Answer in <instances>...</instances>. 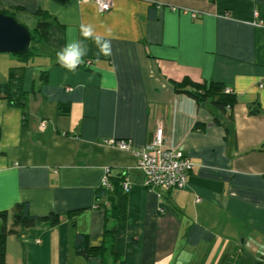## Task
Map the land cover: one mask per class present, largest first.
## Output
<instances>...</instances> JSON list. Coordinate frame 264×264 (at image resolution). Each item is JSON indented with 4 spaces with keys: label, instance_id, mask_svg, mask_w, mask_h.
<instances>
[{
    "label": "crops",
    "instance_id": "1",
    "mask_svg": "<svg viewBox=\"0 0 264 264\" xmlns=\"http://www.w3.org/2000/svg\"><path fill=\"white\" fill-rule=\"evenodd\" d=\"M0 10L30 31L50 22L26 63V120L0 99V212L16 230L6 264H264V0H114L107 13L94 0H0ZM89 24L109 55L81 34ZM70 40L87 49L74 71L56 56ZM17 65L0 55V84ZM186 79L230 89L232 115L177 93ZM160 127L195 165L184 189L147 188L137 156L109 143L143 148ZM108 169L130 184L122 222L97 196ZM20 203L59 224L14 228ZM114 227L113 250L77 253L78 234L109 247Z\"/></svg>",
    "mask_w": 264,
    "mask_h": 264
},
{
    "label": "trees",
    "instance_id": "2",
    "mask_svg": "<svg viewBox=\"0 0 264 264\" xmlns=\"http://www.w3.org/2000/svg\"><path fill=\"white\" fill-rule=\"evenodd\" d=\"M6 15L15 17V13L7 10H0ZM42 15V14H41ZM50 22L46 20V17L41 19L36 28L31 32L32 44L29 52L23 56H17L18 60L23 62V65L12 66L9 69L7 81L0 84V99L7 101L9 105L19 107L24 113L25 120L27 118V92L24 90L25 74L27 70V62L34 57V47L42 43L49 31ZM47 76H44V80H47ZM174 89L179 94H185L193 98L199 106H205L210 104L214 106L218 111L222 113H230L237 103L236 96L231 93L227 94L226 87L221 83H212L209 86L196 83L190 79H186L183 82H173ZM70 109L60 108L61 114L69 113ZM259 111L256 108L251 109V114H257ZM205 125L197 123L196 128L204 130ZM122 174L117 176H110V187L100 186L97 190V196L99 198L106 197L108 204L110 205V216L115 222L125 221L127 218V200L125 189L123 187ZM61 217L57 214H49L47 216L39 217L30 213V207L28 203H20L16 205L15 214L13 217V227L21 228V230H28L31 228L39 227L45 222H50L52 226L59 224ZM9 214L7 211L0 212V264H6V240L9 234L15 233V229L8 228ZM115 227L108 233L111 236V245L109 247L92 246L88 235L78 234L75 240V248L77 253L86 259L92 257H103L104 254L110 249H114L115 243ZM235 264V263H234ZM237 264V263H236Z\"/></svg>",
    "mask_w": 264,
    "mask_h": 264
},
{
    "label": "built area",
    "instance_id": "3",
    "mask_svg": "<svg viewBox=\"0 0 264 264\" xmlns=\"http://www.w3.org/2000/svg\"><path fill=\"white\" fill-rule=\"evenodd\" d=\"M152 5H157L158 0H143ZM101 13L110 12L114 6V0H94ZM198 14H193L197 18ZM231 94L230 89H226ZM45 125V124H44ZM110 144H117L120 148L132 151L138 159L137 169L144 176V185L149 189L179 190L187 185L189 176L194 169V163L190 156L182 150L172 149L166 146L164 130L157 129L155 138L143 148H133L128 141H110ZM111 171L108 169L102 179L101 185L110 187L109 177ZM126 191L130 184L127 180L123 182Z\"/></svg>",
    "mask_w": 264,
    "mask_h": 264
},
{
    "label": "water",
    "instance_id": "4",
    "mask_svg": "<svg viewBox=\"0 0 264 264\" xmlns=\"http://www.w3.org/2000/svg\"><path fill=\"white\" fill-rule=\"evenodd\" d=\"M31 44L30 30L15 17L0 11V54L23 56L29 52Z\"/></svg>",
    "mask_w": 264,
    "mask_h": 264
},
{
    "label": "clouds",
    "instance_id": "5",
    "mask_svg": "<svg viewBox=\"0 0 264 264\" xmlns=\"http://www.w3.org/2000/svg\"><path fill=\"white\" fill-rule=\"evenodd\" d=\"M81 34L85 38H91L100 53L104 55L110 54V42L101 35L96 34L92 25H81ZM86 53L87 49L83 41L70 40L62 49L57 51L56 56L61 66L69 71H74L82 63V58Z\"/></svg>",
    "mask_w": 264,
    "mask_h": 264
},
{
    "label": "rangeland",
    "instance_id": "6",
    "mask_svg": "<svg viewBox=\"0 0 264 264\" xmlns=\"http://www.w3.org/2000/svg\"><path fill=\"white\" fill-rule=\"evenodd\" d=\"M0 55H2V54H0ZM3 55L11 56V57H13V58H16V59H18V57H17V56H15V55H11V54H3Z\"/></svg>",
    "mask_w": 264,
    "mask_h": 264
}]
</instances>
